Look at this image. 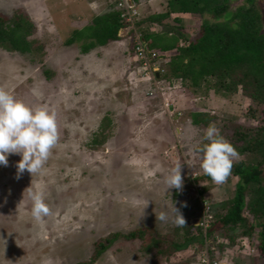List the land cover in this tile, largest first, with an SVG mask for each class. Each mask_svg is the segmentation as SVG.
Returning a JSON list of instances; mask_svg holds the SVG:
<instances>
[{
	"label": "rangeland",
	"instance_id": "rangeland-1",
	"mask_svg": "<svg viewBox=\"0 0 264 264\" xmlns=\"http://www.w3.org/2000/svg\"><path fill=\"white\" fill-rule=\"evenodd\" d=\"M116 1L0 0V15H26L43 46L42 54L35 55L0 49V87L30 107L54 111L59 136L40 173L25 171L17 178L20 156L14 154L7 166H0V264L86 262L94 244L113 234L146 228L170 234L173 203L181 211L182 203L198 198L213 216V207L232 196L235 179L221 185L196 182L204 174L196 151L204 130L191 125L190 112L209 104L210 112L234 122L247 112L242 103L219 101L211 91L195 96L157 75L141 78L131 58V28L120 32L121 41L88 54L77 43L66 44L75 30L91 24ZM126 3L134 5L133 0ZM165 3L143 0L139 9L145 16L162 11ZM260 5L264 9V0ZM105 117L111 121L108 139L93 149L91 142ZM177 164L183 181L177 191L183 198H176V189L165 183ZM206 187L211 189L202 196ZM37 189H43L50 209L42 223L31 216L29 192ZM161 212L166 221L156 220ZM142 246L139 240H117L95 264H153ZM248 246L240 243L235 248L240 256L228 252L227 257L237 264H264ZM195 249L181 253V260ZM197 251L193 264H199L205 248Z\"/></svg>",
	"mask_w": 264,
	"mask_h": 264
},
{
	"label": "trees",
	"instance_id": "trees-1",
	"mask_svg": "<svg viewBox=\"0 0 264 264\" xmlns=\"http://www.w3.org/2000/svg\"><path fill=\"white\" fill-rule=\"evenodd\" d=\"M142 1L133 0L134 7L130 9L122 5V0H117L105 13L94 17L91 24L75 30L66 44L77 43L81 52L88 54L121 41L120 32L131 28V58L136 59L139 70L142 62L137 53L138 37L148 50L164 58L152 60L153 63L165 62L159 72L160 80L171 86L178 82L195 96L211 91L219 101L232 105L242 103L247 112L234 122L230 117L226 119L210 112L209 104L201 106L198 112H190L193 127L205 130L209 124H215L239 153L240 158L233 162L231 175L226 180L235 179L237 183L230 199L213 207V219L206 236L197 225V220L203 216V207L199 199L194 198L181 208L186 221L184 227L174 226L167 235H159L152 228L113 234L94 244L89 261L77 264H95L121 239L141 241L143 252L153 264H193V256L200 246L208 247L211 260L222 261L223 257L228 258V252L240 256L235 248L245 241L257 250L264 262L262 0H166L162 11L145 16L139 9ZM129 16L132 22H127ZM34 35L35 26L26 15L15 13L10 18L0 15V49L21 55L42 54L43 46ZM139 72L141 77L142 70ZM46 75L51 77L50 72ZM110 124L108 117L102 120L100 131L91 142L93 149L105 145ZM188 181L189 178L184 183L187 185ZM205 181L213 182L205 174L196 178L198 184ZM210 189L203 188L202 196ZM175 194L176 198L185 196L177 190ZM191 247H196L193 254L181 260V253ZM227 260L228 264H237L233 263L234 259Z\"/></svg>",
	"mask_w": 264,
	"mask_h": 264
},
{
	"label": "clouds",
	"instance_id": "clouds-1",
	"mask_svg": "<svg viewBox=\"0 0 264 264\" xmlns=\"http://www.w3.org/2000/svg\"><path fill=\"white\" fill-rule=\"evenodd\" d=\"M157 77H160L159 73ZM58 140L54 111L46 106L30 107L18 100L10 91L0 87V166L8 165L10 154L19 155L20 160L16 163L17 178L25 171L31 175L38 174ZM196 151L200 154V168L203 173L217 185L226 182L231 175L233 162L240 158L237 150L220 134L215 124H209L204 130L202 141L197 145ZM165 183L167 189L175 188L178 191L182 189L181 165L177 164L170 170L165 177ZM29 196L32 201L31 216L36 222L42 223L43 218L50 214V209L45 203L44 191L43 189L30 191ZM147 204L148 202L145 207ZM181 207H186V204L182 203ZM171 212V222L177 227H184L186 221L174 203ZM167 219L165 212L156 215V220L163 222Z\"/></svg>",
	"mask_w": 264,
	"mask_h": 264
},
{
	"label": "built area",
	"instance_id": "built-area-1",
	"mask_svg": "<svg viewBox=\"0 0 264 264\" xmlns=\"http://www.w3.org/2000/svg\"><path fill=\"white\" fill-rule=\"evenodd\" d=\"M124 6H126L127 8H133L134 5L129 6L128 3H126V0H122ZM135 15V13H134ZM127 22H132V17L129 16L127 19ZM138 43L139 46L137 48V53H138V59L140 62H142V74H141V78H150V77H156L157 73H159L161 71L160 67L157 65L158 63H153L152 60L154 59H160L162 58L161 55H159L158 53H153L150 50H148L142 43V41L139 40L138 37ZM155 80V79H154ZM203 207V216L202 218L198 221V225L203 228L204 230V234L205 236L208 234V230L210 228V224L211 221L213 219L212 214L210 213V208L208 206L207 203H203L202 204ZM212 250H215V248L213 247ZM199 263L200 264H227V260L226 257H223L222 261H219L218 259H214L211 260L210 256H209V251H208V247H205V252H203L200 256H199Z\"/></svg>",
	"mask_w": 264,
	"mask_h": 264
},
{
	"label": "crops",
	"instance_id": "crops-1",
	"mask_svg": "<svg viewBox=\"0 0 264 264\" xmlns=\"http://www.w3.org/2000/svg\"><path fill=\"white\" fill-rule=\"evenodd\" d=\"M245 243H247V241L245 242ZM256 250V249H255ZM256 254H257V250H256ZM259 258L261 259V257L259 256ZM261 261H263V260H261Z\"/></svg>",
	"mask_w": 264,
	"mask_h": 264
}]
</instances>
